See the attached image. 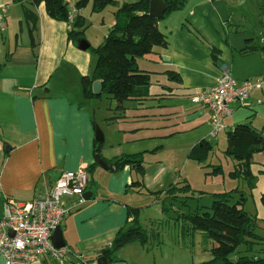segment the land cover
<instances>
[{"label":"crops","instance_id":"0c3cea01","mask_svg":"<svg viewBox=\"0 0 264 264\" xmlns=\"http://www.w3.org/2000/svg\"><path fill=\"white\" fill-rule=\"evenodd\" d=\"M65 1L73 21L83 17L89 25L83 40L98 47L114 26L117 9L139 0H116V7L100 13H94L91 4L76 10L80 0ZM231 1L188 0L182 10L160 19L158 28L166 35L168 47L138 61L142 70L153 74L152 97L127 101L117 110L116 101L103 108L98 99L84 100L80 82L92 75L96 59L89 55V49L79 48L82 40L68 41V23L50 18L44 4L35 8L30 1L0 0V64L4 65L0 73V139L7 143L9 153L4 160L0 141V216L6 199L31 202L50 190L61 172L87 168L90 181L85 194L90 199H65L71 213L61 230L66 247L83 253L94 264L117 233L130 225V209L143 207L137 196L156 203L154 193L179 181L201 191L195 185L208 184V178L200 174L206 165L191 161L188 155L201 141L214 138L210 110L193 103L192 97L214 87L222 67L239 83L264 80V53L241 54L248 40H253L250 46H264V5L260 0L259 28L251 34L233 25L235 1ZM26 8L38 14L34 41L25 21ZM211 48L219 51L217 61ZM168 70L178 73L182 82L164 74ZM154 76L167 78L166 84L154 81ZM263 86L252 92L245 105H231L233 112L224 121L227 132L238 124H249L264 136ZM256 114L262 115V126L256 124ZM95 125L104 135L99 156L109 169L96 158ZM133 155H142L143 176L131 166L121 170L111 167L117 158ZM251 172L256 183L249 187L250 197L257 203L261 221L264 152L253 157ZM140 179L144 188L132 189L130 186ZM74 260L72 257L64 264H77ZM0 264H4L1 256ZM33 264L59 263L45 258Z\"/></svg>","mask_w":264,"mask_h":264},{"label":"trees","instance_id":"16d2710c","mask_svg":"<svg viewBox=\"0 0 264 264\" xmlns=\"http://www.w3.org/2000/svg\"><path fill=\"white\" fill-rule=\"evenodd\" d=\"M25 1H30V4L35 8L44 4L50 18L68 23V41L78 43L83 40L89 25L83 17H76L74 21L70 22L71 11L65 0H14L15 3L20 4ZM164 1L167 5V11L163 18L182 10L188 2V0ZM261 1L264 5V0ZM89 4L92 5L94 13H100L108 7L118 5L116 0H80L76 3L75 8L82 11ZM149 8L150 0L122 4L115 12V24L104 42L98 47L91 46L89 48L96 55L97 60L92 75L83 77L80 82L84 100L100 99L104 94H107L119 104L117 110H122V105L127 101H143L152 97L150 87L152 86L153 74L142 70L138 61L154 53L156 49L167 48L168 41L166 35L158 28L159 20L149 14ZM24 16L26 23L30 26V35L34 41L33 31L38 21V14L35 9L26 8ZM252 41L248 40V45L246 49L241 50V54H248L253 51L264 53V46H250ZM211 51L214 60L217 61L220 55L219 51L215 48H211ZM3 66L0 64V73ZM164 74H167L173 81L182 82L179 74L175 71L168 70ZM96 81L102 83L103 91L100 96H96L93 92V84ZM226 137L225 154L236 162L234 170L229 173V177L233 180L245 179L249 187L254 188L256 180L252 176L251 166L253 157L264 152L262 132L249 124H238L226 133ZM0 141L4 147L3 157L5 160L9 154L5 150L7 143L2 139ZM101 147L102 143H95V153L98 156ZM213 152L214 144L212 141L203 140L190 150L188 158L202 164L207 162ZM125 166H131L137 170L140 177L144 175L142 155L120 157L111 164V167H115L117 170H121ZM209 167L211 170L207 171L205 174L207 176L224 174L221 165H206L204 168ZM130 187L140 191L144 185L140 179ZM238 193L240 192L238 191ZM205 194V192L192 188L187 181H179L168 189L153 195L156 197V202L163 205V212L167 213L174 208L175 204L190 209L189 202L200 200ZM240 194V199H237L233 191L211 194L213 199L211 207L197 206L195 210H189V212L183 213L181 217L175 218L178 221L180 218L184 220L189 231H200L213 242L212 259L199 264H264V248L255 249L257 245L264 242V237L256 234L260 220L244 209L246 195ZM261 202L264 206V193ZM139 211L140 209H130L132 217L130 225L117 233L112 245L100 252V257H106L109 263L119 262L115 258V254L127 245L133 243L148 245L150 238L147 230L139 222ZM261 221H263L264 231V220ZM242 246L245 247L244 252L249 254L232 260L231 256Z\"/></svg>","mask_w":264,"mask_h":264},{"label":"built area","instance_id":"2783aa9c","mask_svg":"<svg viewBox=\"0 0 264 264\" xmlns=\"http://www.w3.org/2000/svg\"><path fill=\"white\" fill-rule=\"evenodd\" d=\"M73 18L70 13V22ZM262 84V78L239 83L222 67L216 85L192 97L193 103L210 110L212 138L226 129L224 121L233 112L231 105L246 103ZM89 181L87 168L80 167L76 171L61 172L54 186L31 202L6 199L0 216V256L4 264H33L45 258L64 264L72 257L81 264H90L83 253H75L68 247L57 249L51 241L55 230L71 213L65 199L77 197L83 202Z\"/></svg>","mask_w":264,"mask_h":264},{"label":"rangeland","instance_id":"374dc122","mask_svg":"<svg viewBox=\"0 0 264 264\" xmlns=\"http://www.w3.org/2000/svg\"><path fill=\"white\" fill-rule=\"evenodd\" d=\"M234 2L232 9L234 12V18L232 19L233 25L238 28L250 31L254 34L259 28L261 7L258 5L260 0H232ZM108 11V10H107ZM107 17V16H105ZM258 19V20H257ZM242 20V23L240 21ZM162 22V21H160ZM234 26V27H235ZM259 42V40H257ZM93 58L97 60L95 54L91 51L88 52ZM95 67V66H94ZM93 67V68H94ZM65 66L63 67V69ZM160 81L166 84L167 78L154 76V81ZM264 83V80H263ZM263 85V84H262ZM264 89V86H263ZM99 101L103 108H108L110 103L115 101L111 96L104 94ZM245 105V104H244ZM242 105V106H244ZM256 124L262 126L260 123L263 118L262 115H257ZM102 131V130H101ZM226 130L214 139H211L214 144V152L209 157L208 161L202 163V167L207 164H220L223 166L224 174L219 176H207L209 168H201V176H205L207 179V185L196 188H201V191L205 192L203 198L200 200H193L189 202V208H183L182 205L175 204L174 210L170 212H163V205L161 203H154L152 199L137 196L141 202V209L139 213V222L143 226L149 235V242L147 246H143L139 243H133L122 248L115 254V258L119 262H112V264H199L201 262L209 261L212 259L211 249L213 248V242L206 236V234L200 231H189L187 223L180 218V221L175 220L177 216L183 213L189 212V210H195L197 206L211 207L213 199L211 192H228L233 191L237 199H240V193L246 195V202L244 209L251 215L258 216L257 203L250 197V189L245 179L233 180L229 178V173L234 170L236 164L235 160L225 154L227 148ZM237 191V192H236ZM238 191L240 193H238ZM168 206V204H166ZM166 206V207H167ZM169 208V207H168ZM176 211L177 213H175ZM128 228V227H127ZM187 231L185 232V230ZM256 234L264 237L263 221H259V228L256 229ZM257 248H264V242L257 245ZM245 247L239 248V250L231 256L232 260L242 255H248L245 253ZM77 264H81L78 260H74ZM94 264H97V260H93ZM92 264V263H91ZM111 264V263H109Z\"/></svg>","mask_w":264,"mask_h":264},{"label":"water","instance_id":"95a60500","mask_svg":"<svg viewBox=\"0 0 264 264\" xmlns=\"http://www.w3.org/2000/svg\"><path fill=\"white\" fill-rule=\"evenodd\" d=\"M167 11V5L165 3L164 0H150V8H149V14L154 17L157 20H160L164 17L165 13ZM89 44L85 41L82 40L79 43V48L81 50H87L89 49ZM103 91V87H102V83L100 81H96L93 84V92L96 96H100L102 94ZM95 129V133H96V141L97 142H103L104 141V135L103 132L101 131V129L99 127H97L96 125L94 126ZM97 161L99 163V165H101L102 167L109 169V166L106 164V162L100 157L97 156ZM85 200H89L90 196H88V194L84 195ZM11 235L13 236L14 234L11 233ZM52 244L54 245L55 248L60 249L63 247H66V243L63 239V235H62V230L61 227H58L55 232L52 235L51 238ZM108 262V259L104 256L100 257L97 261V264H106Z\"/></svg>","mask_w":264,"mask_h":264}]
</instances>
